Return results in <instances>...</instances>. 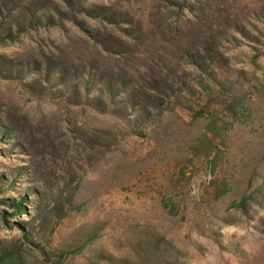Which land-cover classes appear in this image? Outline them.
<instances>
[{
  "label": "rangeland",
  "instance_id": "1",
  "mask_svg": "<svg viewBox=\"0 0 264 264\" xmlns=\"http://www.w3.org/2000/svg\"><path fill=\"white\" fill-rule=\"evenodd\" d=\"M0 264H264V0H0Z\"/></svg>",
  "mask_w": 264,
  "mask_h": 264
},
{
  "label": "trees",
  "instance_id": "2",
  "mask_svg": "<svg viewBox=\"0 0 264 264\" xmlns=\"http://www.w3.org/2000/svg\"><path fill=\"white\" fill-rule=\"evenodd\" d=\"M6 131V130H5ZM7 132H5L4 134H6ZM8 201L10 203V205H12L13 208H15V210L20 213L22 210H25L24 207V202L26 201V197H20V199L18 201H15L13 199H9V200H5Z\"/></svg>",
  "mask_w": 264,
  "mask_h": 264
}]
</instances>
